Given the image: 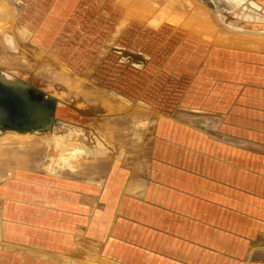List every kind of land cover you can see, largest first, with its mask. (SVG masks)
Masks as SVG:
<instances>
[{"label": "crops", "instance_id": "1", "mask_svg": "<svg viewBox=\"0 0 264 264\" xmlns=\"http://www.w3.org/2000/svg\"><path fill=\"white\" fill-rule=\"evenodd\" d=\"M75 3L53 56L95 47L89 77L150 101L153 126L77 173L0 180V264H264V38L161 0Z\"/></svg>", "mask_w": 264, "mask_h": 264}, {"label": "rangeland", "instance_id": "2", "mask_svg": "<svg viewBox=\"0 0 264 264\" xmlns=\"http://www.w3.org/2000/svg\"><path fill=\"white\" fill-rule=\"evenodd\" d=\"M77 1L0 0V68L6 72V83L1 84L17 93L23 88V97L32 95L43 99L52 109L47 121L38 122L37 127L42 131L33 128L35 123L30 120V115L19 128L0 131V162H4L3 154L9 146L4 138L9 136H14L18 143H26L23 152L28 154L26 160L30 164L36 156V162L43 159L41 168L46 169L47 164L53 163L58 169L59 159L64 158L65 168L77 171L81 163L89 162V158L93 160L91 155L95 149L101 148L102 158L112 160L116 153L120 157L123 149L129 151L141 147L150 134L154 116L151 113L153 105L147 104L150 101L142 104L136 102V98L130 102L120 94L110 93L108 87L94 83L92 75L89 77L87 69L97 50L95 47L77 43L66 50L65 57L53 56L55 37L65 29L69 16L77 8ZM167 1L165 11L174 5L192 9L208 17L217 29L230 33L231 39L240 35L264 38V0H225L224 3L217 0H173L175 4L172 5ZM26 86L28 91L24 90ZM149 87L152 90V85ZM146 89L129 86L118 87L116 91L141 97L142 90ZM137 119L138 124L128 123ZM124 127H141L139 136L130 138L129 128L121 132ZM56 138L61 140L62 148L48 149L49 142ZM30 144L33 148L29 147ZM37 145L39 151H32ZM80 149L86 150L88 158ZM20 169L15 168L12 174Z\"/></svg>", "mask_w": 264, "mask_h": 264}, {"label": "bare ground", "instance_id": "3", "mask_svg": "<svg viewBox=\"0 0 264 264\" xmlns=\"http://www.w3.org/2000/svg\"><path fill=\"white\" fill-rule=\"evenodd\" d=\"M161 1L165 2V4H166L167 0H161ZM222 3H224V0H223ZM167 4H169V5L175 4V1L168 0ZM209 30H211V28H206L205 30H200L199 29L198 31L199 32L200 31L201 32H206V31H209ZM259 34H262V33H259ZM23 105L25 107H27L29 109V111L25 114L23 112V110H22V112L19 114L20 116H22V118L23 117L27 118V116L28 115H32V113H34V114H39L40 113L39 116H43V113L40 112L39 110L34 109V111H33L32 105H31V103L29 101L24 102ZM3 112H4L3 109H0V114H2ZM8 117L12 121V123L15 124V125H17L20 122V120H21V118H19L15 112L13 113V115L9 114ZM39 119L40 118H37V119H34V120L32 119V121L34 123H37V121H39ZM44 119H48V117H45ZM0 121H1V119H0ZM135 122H137V124H138V122H140V121L137 119L136 121L132 120L131 122H128V123H132V125H133ZM18 125H20V124H18ZM127 128H129V127H124L121 132H123ZM140 129H141V127H135L134 129H130L129 128V129H127V131H128L127 133H128V135H130V138H135V137L137 138V136H139V133H140L139 130ZM4 139H5L6 142H8L9 146L7 148L8 150L6 151V153L3 154V157H4L3 161L4 162H2V161L0 162V177L3 178V177L11 175L15 168H21V169H34V168L38 169V168H41V166H42L41 164L43 162V159H41L40 161L36 162V159H35L36 156H35L34 157V161L31 164L26 160V157L28 156V154L26 152H23V150L26 148V146L24 145L26 143H22V142L18 143V140H16V138L14 136L5 137ZM17 144H22V145H17ZM29 147L33 148V145H31ZM61 148H62V145H61V140L59 138L53 139L48 144V149H50V150H60ZM32 151H39V146L37 145L36 148L33 149ZM80 151H81V149H80ZM85 152H86V150H82L81 154H83ZM1 155L2 154L0 153V156ZM83 156L88 158L89 155L87 153H85ZM92 156L94 158V155H91V157ZM59 160L61 162L58 165L59 168H60L59 170H62L63 168L66 167V163H64L65 162L64 158H60ZM47 165L49 167H54V166L56 167V164H53V163L51 165H49V164H47ZM104 166H105V164L101 165L102 170L104 169ZM73 171L76 172V170H73Z\"/></svg>", "mask_w": 264, "mask_h": 264}, {"label": "flooded vegetation", "instance_id": "4", "mask_svg": "<svg viewBox=\"0 0 264 264\" xmlns=\"http://www.w3.org/2000/svg\"><path fill=\"white\" fill-rule=\"evenodd\" d=\"M5 73L6 72L0 68V109H3V111H4L2 114H0V119H1L0 131H3L9 127L19 128L18 124L21 125L22 122L25 120V117L22 118V116H20L19 114L22 112V110L25 114L29 111V109L23 105V103L26 101H29L31 103L33 111H34V109H37L43 113V116H39L40 113L39 114L32 113V115H30L31 116L30 120L40 118L39 121H37V123H35L33 125V128L36 127L37 128L36 130L42 131V129H38V127H37V125L39 124L38 122H40L42 120L47 121L48 119H44V118L45 117L49 118V114L51 113L52 109L46 104V102L43 99H37V98L33 97L32 95L27 96V97H23V94H25L23 92V88L21 89V93H17V92H14V90L11 88L3 87L4 85L1 83H6V81L4 79ZM10 78L12 80L14 79L11 76H10ZM17 81H18V79H17ZM14 82H15V80H14ZM21 83H24V82L21 81ZM24 90L28 91V87L26 86V88ZM6 96H9V98L7 99ZM14 112L17 114V116L19 118H21L20 122L16 126H15V124L12 123V121L8 117L9 114L13 115ZM11 125H13V126H11Z\"/></svg>", "mask_w": 264, "mask_h": 264}, {"label": "water", "instance_id": "5", "mask_svg": "<svg viewBox=\"0 0 264 264\" xmlns=\"http://www.w3.org/2000/svg\"><path fill=\"white\" fill-rule=\"evenodd\" d=\"M219 3H222L223 2V0H217ZM225 1V0H224ZM6 98L8 99L9 98V96H6Z\"/></svg>", "mask_w": 264, "mask_h": 264}]
</instances>
